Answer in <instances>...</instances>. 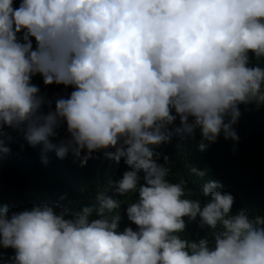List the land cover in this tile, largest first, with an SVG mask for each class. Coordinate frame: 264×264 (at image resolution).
<instances>
[{
    "label": "clouds",
    "instance_id": "obj_1",
    "mask_svg": "<svg viewBox=\"0 0 264 264\" xmlns=\"http://www.w3.org/2000/svg\"><path fill=\"white\" fill-rule=\"evenodd\" d=\"M250 52L264 58V0H21L17 8L0 0V156L10 152L6 129L60 158L71 152L81 166L103 151L131 169L115 193L139 194L126 209L136 231H118L120 202L103 194L75 214L45 203L9 215L0 206L11 264H264V216L232 215L234 197L209 180L206 158L185 168L180 150L181 177L170 183L155 151L185 149L195 132L200 151L221 133L238 141L239 107L264 105V67L248 66ZM37 74L74 90L53 110L31 83ZM64 125L57 147L49 138ZM197 216L214 247L178 235L183 218Z\"/></svg>",
    "mask_w": 264,
    "mask_h": 264
},
{
    "label": "trees",
    "instance_id": "obj_2",
    "mask_svg": "<svg viewBox=\"0 0 264 264\" xmlns=\"http://www.w3.org/2000/svg\"><path fill=\"white\" fill-rule=\"evenodd\" d=\"M20 2L21 0H13V7H19ZM18 38L22 40V33L18 34ZM31 39L35 49V38ZM249 54L254 62L249 67H264V58L258 61L253 53ZM31 83L39 87L46 100L52 102L53 110L57 99L67 98L74 90L72 86L62 84L45 85L39 74L32 77ZM43 110H49L47 103ZM239 111L238 121L233 125L238 141L226 140L221 133L215 143L200 151L201 134L195 132L194 135L186 136L188 146L185 149L175 143L157 147V163L169 167L167 179L170 183H175L174 178L181 177L180 171H174L180 150H184V161L188 165L185 168H189L193 161L206 158L200 165L208 171L209 180L219 182L221 187L217 190L234 197L231 214L235 215L243 209L249 218L264 216V105L248 104L244 108L239 107ZM178 123L180 124L179 120ZM6 131L11 137L5 140V146L10 152L0 156V206H7L9 215L45 203L58 206L57 212L66 209L75 214L82 207L95 204L97 195L103 194L120 202L119 208L115 210L121 216L118 231L123 232L126 227L138 230L128 220L126 213L129 204L138 200V192L121 196L114 191V182L122 179L125 171L131 170L123 159L117 162L99 151L94 152L86 165L81 166L80 159L71 152L60 158L55 148L46 149L43 143L31 146L22 133L11 129ZM65 138L66 125L57 129V135L49 140L58 147ZM165 156L168 157L167 164L162 162ZM188 171L187 169L186 172ZM139 175V184H143V172ZM182 198L189 199L186 195ZM96 218L94 212L91 219ZM183 219L186 227L183 232L178 233L181 239L189 242L208 239L210 247H214L212 230L207 226H200L199 216L195 219ZM14 255V249L0 247V264H11L10 258Z\"/></svg>",
    "mask_w": 264,
    "mask_h": 264
}]
</instances>
